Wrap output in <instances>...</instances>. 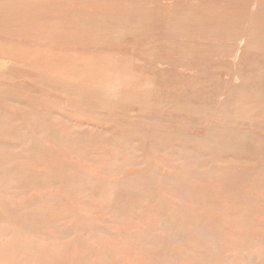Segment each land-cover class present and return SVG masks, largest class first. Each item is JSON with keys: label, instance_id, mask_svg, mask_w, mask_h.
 Instances as JSON below:
<instances>
[{"label": "rangeland", "instance_id": "rangeland-1", "mask_svg": "<svg viewBox=\"0 0 264 264\" xmlns=\"http://www.w3.org/2000/svg\"><path fill=\"white\" fill-rule=\"evenodd\" d=\"M0 264H264V0H0Z\"/></svg>", "mask_w": 264, "mask_h": 264}, {"label": "bare ground", "instance_id": "bare-ground-1", "mask_svg": "<svg viewBox=\"0 0 264 264\" xmlns=\"http://www.w3.org/2000/svg\"><path fill=\"white\" fill-rule=\"evenodd\" d=\"M164 6V5H163ZM164 10H166V8H164ZM157 12H158V10H157ZM160 12H161V10H160ZM159 13V12H158ZM161 14V13H160ZM85 17V16H84ZM84 19V18H83ZM180 22H182V20H180V19H177V24L175 25V27L172 29L174 32H180V31H182V26L180 25ZM251 26V25H250ZM129 37V36H128ZM127 37V38H128ZM246 37V38H245ZM244 38H239L240 40H241V42H240V44L243 42V41H245V44L247 43V44H252V42H253V40H252V38L250 37V35L249 36H245ZM122 39V38H121ZM130 39V38H129ZM127 40V39H126ZM131 40V39H130ZM123 41V40H122ZM128 41V40H127ZM129 42V41H128ZM141 42V41H140ZM62 44V43H61ZM65 45V44H64ZM108 46V45H107ZM106 47V46H105ZM109 48V47H108ZM107 49V48H106ZM144 50V49H143ZM245 50V49H244ZM230 51V50H229ZM222 52H224V51H222ZM237 53H238V51H236ZM246 52V51H245ZM226 53H228V52H226ZM256 53V52H255ZM163 54V53H162ZM213 55V54H212ZM258 55V54H257ZM96 56V55H95ZM83 59H85V58H83ZM114 60V59H113ZM149 62V61H148ZM180 62H182V61H180ZM184 63H185V61H184ZM187 63V62H186ZM176 65H177V63H175ZM180 65V64H179ZM182 65H184L183 64V62H182ZM89 67V66H88ZM87 67V68H88ZM90 68V67H89ZM191 69H192V67H191ZM87 70V69H86ZM224 72V71H223ZM96 73V72H95ZM213 73H214V71H213ZM58 74V73H57ZM61 74H62V72H61ZM186 74H188V73H186ZM70 75V74H69ZM61 76V75H60ZM63 76V75H62ZM217 76V75H216ZM191 78V77H190ZM104 79V78H103ZM107 79V78H106ZM105 79V80H106ZM200 79H202V77L200 78ZM95 80H96V78H95ZM185 80V79H184ZM187 80V79H186ZM232 80V79H231ZM189 81V80H188ZM197 81H199V80H196V82ZM200 81H202V80H200ZM93 82V81H92ZM182 82H183V80H182ZM98 83V82H97ZM97 83H96V85H97ZM199 83V82H198ZM245 83V82H244ZM176 86V85H175ZM182 86H184V85H182ZM149 87V86H148ZM128 88V87H127ZM133 88V87H132ZM138 88H141V87H138ZM144 87H142L141 89H143ZM130 89H131V87H130ZM171 89H172V87H171ZM128 90V89H127ZM135 90V89H134ZM139 90V89H138ZM115 91V90H114ZM169 91V90H168ZM175 91V90H174ZM173 91V92H174ZM170 92H172V91H170ZM179 92V91H178ZM187 92V91H186ZM54 93V92H53ZM175 93V92H174ZM67 94H65V96H66ZM184 95H185V93H184ZM175 96V95H174ZM69 97V96H68ZM236 107V106H235ZM215 111V110H214ZM255 113V112H254ZM209 119V118H208ZM204 121V120H203ZM207 121V120H206ZM210 121V120H209ZM215 121H219V120H215ZM222 121V120H221ZM224 122V121H223ZM208 123V122H207ZM213 124H214V122H212ZM228 123V122H227ZM218 124V123H217ZM220 124V123H219ZM222 125V124H221ZM213 127H214V125H213ZM192 185V184H191ZM10 225V224H9ZM10 227V226H9ZM206 245V244H205ZM142 249V248H141Z\"/></svg>", "mask_w": 264, "mask_h": 264}]
</instances>
